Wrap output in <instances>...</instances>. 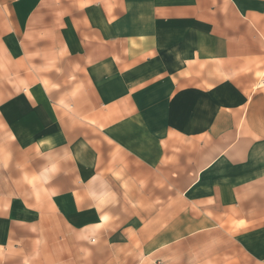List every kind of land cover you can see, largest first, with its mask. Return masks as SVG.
<instances>
[{
	"label": "crops",
	"instance_id": "crops-1",
	"mask_svg": "<svg viewBox=\"0 0 264 264\" xmlns=\"http://www.w3.org/2000/svg\"><path fill=\"white\" fill-rule=\"evenodd\" d=\"M264 0H0V264H264Z\"/></svg>",
	"mask_w": 264,
	"mask_h": 264
},
{
	"label": "built area",
	"instance_id": "built-area-1",
	"mask_svg": "<svg viewBox=\"0 0 264 264\" xmlns=\"http://www.w3.org/2000/svg\"><path fill=\"white\" fill-rule=\"evenodd\" d=\"M264 85V79L262 80V82L260 83V86H263Z\"/></svg>",
	"mask_w": 264,
	"mask_h": 264
}]
</instances>
